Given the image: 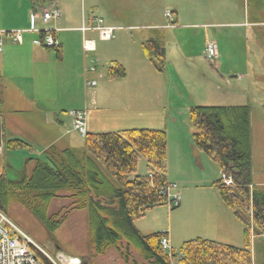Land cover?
Here are the masks:
<instances>
[{
	"label": "crops",
	"instance_id": "obj_1",
	"mask_svg": "<svg viewBox=\"0 0 264 264\" xmlns=\"http://www.w3.org/2000/svg\"><path fill=\"white\" fill-rule=\"evenodd\" d=\"M25 2L26 6L20 8L21 12L15 16L17 17L15 23L0 24V53L5 48L3 58L0 59L5 71L4 74L0 72L4 109L1 116V137L3 133L8 137H17L18 132L24 127L28 128V121H20L24 110H31L33 114L39 116L41 124L44 125L43 130L38 131L39 135H35L43 142L44 148L51 144L78 151L84 148V137L72 128L66 129L70 123L68 110L86 109L87 132L136 128L163 129L166 132V150L173 149L174 155L172 158L166 155L165 176L167 181H174L178 186L183 185L181 201L178 208L169 213L161 205L148 209L144 218L134 221L136 228L142 234L156 231L166 233L172 249L173 246L180 247L184 241L196 237L238 247L235 244L240 239L241 230L237 223L241 221L232 214L212 186L220 168L204 152L196 149L192 142L193 127L188 112L191 107L197 105H191L190 101L186 104L177 102L176 96H172L174 92L172 87H168L172 84L168 85L167 80L160 76L165 69L159 72L152 66L142 52L141 43L159 38L165 46L166 61L169 60L167 56L170 54L171 58L177 56L179 59V55L182 56L179 49L184 45V36L178 32L179 27H184L187 31L197 30L196 33L201 37V52L205 41L210 40L216 44L218 61L213 67L217 68L212 69L217 71L219 68L220 71L230 72L231 78L242 79L246 77L243 65L253 75L251 47L247 46L246 55L238 58L242 62L238 66L233 62V65L225 62L223 55L225 59L228 56L235 60L237 57L235 50L242 46L244 39L249 41L250 46L253 43L259 46L257 39L264 35V14H258L256 11L258 8L253 6L251 12L243 14L235 13L231 9L229 12L223 10L222 13L219 9L217 11L213 4L214 9L210 8V0H25ZM159 3L165 5L164 10L162 7V16L157 14ZM53 5L60 8V18L47 24L37 19L34 25L39 29L55 28L54 36L59 42V54L54 48L33 43L34 39L40 37L39 32H25L20 43L14 42L6 33L12 29L28 28L33 15L38 18L41 9ZM97 11L101 15H96ZM166 11H170V18L165 15ZM93 16L102 17L107 24L118 29H121L123 24L127 28L135 29V32L134 34L113 32L109 40L100 39L93 30L82 32L81 25L91 21ZM26 33L28 36H25ZM86 38L94 40V51L84 52L82 43ZM226 40L230 43H224ZM97 48L100 51L99 56L102 57L101 60L98 59L99 62L104 60V63L108 64L106 72L111 64L117 62L125 68V74L114 78H108L106 75L107 82H115V86L117 84V92L106 97L105 102L108 104L104 103L106 105L98 107L92 98L91 107H88L84 95L86 88L84 79H97L91 72H86ZM175 51L178 53L175 54ZM187 60L184 58L181 61L190 66ZM233 92L242 95L246 90L239 89ZM27 96H32L31 101L29 98L26 99ZM239 104L250 106L248 97L246 96L245 102L231 105ZM251 116L250 109V126ZM40 153L41 150L34 156ZM186 168L190 171L183 174L182 170ZM194 169L199 172V181L193 176ZM179 170L180 174L177 173ZM254 184L264 185V182ZM202 188L204 190H200ZM206 188L214 190H205ZM209 195L215 196L212 203L207 201ZM164 212L168 216L166 222L161 219Z\"/></svg>",
	"mask_w": 264,
	"mask_h": 264
},
{
	"label": "trees",
	"instance_id": "obj_2",
	"mask_svg": "<svg viewBox=\"0 0 264 264\" xmlns=\"http://www.w3.org/2000/svg\"><path fill=\"white\" fill-rule=\"evenodd\" d=\"M53 48L59 54L58 46ZM141 49L152 66L163 71L162 40H145ZM124 74L125 68L117 62L106 72L108 78ZM2 85L0 74V117L4 113ZM189 119L194 147L233 180V185H225L219 179L212 186L242 222L243 247L196 237L184 241L177 253L171 248L169 254L160 243L164 232L142 234L136 228L134 221L148 209L166 204L159 191L168 182L163 129L87 132L83 152L51 144L40 155L25 158V169L18 179L8 178L2 164L0 211L6 214L13 204L21 205L49 235L66 221L71 211H83L87 264H95V256L109 249L118 253L123 264H250L251 235L264 234V185L252 182L250 106H193ZM28 145L24 139L2 134L3 155ZM140 156L149 167L144 175L136 173ZM55 199L61 203L51 212ZM37 257L41 264H51L38 251Z\"/></svg>",
	"mask_w": 264,
	"mask_h": 264
},
{
	"label": "rangeland",
	"instance_id": "obj_3",
	"mask_svg": "<svg viewBox=\"0 0 264 264\" xmlns=\"http://www.w3.org/2000/svg\"><path fill=\"white\" fill-rule=\"evenodd\" d=\"M212 4L217 11L219 9L222 11V13L223 10L229 12L231 9L235 13L243 14L247 13V11L251 12L253 6L254 8H258L256 10L258 14H264V0H210V8L213 7ZM25 6V0H0V24L11 25L15 23L17 21V17L15 16L21 12L20 8ZM162 7L164 10V4L159 3L157 6V14L159 16H162ZM95 14L101 15L98 11ZM195 31L197 32V30ZM134 32L135 29L127 28L123 24L121 29L114 31V33L122 34H134ZM178 32H181V34L184 36V45L179 49V54L182 56L179 55V59H177V56L171 58V54L170 56H167L169 60H164L165 72H162V75H160L161 78L167 80L168 85L172 84L168 87H172V92L174 91L172 96H176V100L179 103L184 102L186 104L188 101H190L191 105L220 106L245 102L246 96L248 97L250 109L252 111V181L254 183L264 182V35L261 37L259 36L257 39L259 46L254 43L252 46H250L249 41L244 39L242 46L235 50V54L237 55L235 60L228 56L227 59H225L223 55V60L225 62L238 66L242 63L238 58L241 55L243 56V54L246 55V48L248 49V47H251L253 54L251 55L250 61L251 64H253V75H251L252 73L250 74L243 65L242 69L246 72V77L240 79L231 78L230 72L228 73L227 71H220L219 68L217 71L212 69L217 67H213V65H211L204 58L203 51L201 52L200 48L201 37L198 33L194 31H187V29L184 27H179ZM27 34L28 33H26L25 36H28ZM253 39H255V37ZM224 43L229 44L230 42L226 40ZM2 48H4V45ZM4 52L5 48L3 52L0 53V59L3 58ZM99 53V48H97L96 52L94 53V58H91L92 60H95V62H93L95 64V71H92L91 74L96 76L97 79L95 80L96 85L93 88H85L84 95L88 107H91L90 101L92 98L97 103L98 107H100V105H106L104 104L107 103L105 102L106 97L112 96L117 92V84L115 86V82H107L108 78L106 77V68L108 64H106V62L104 63V60L99 62V60L102 58L99 56ZM177 53L178 52L175 51V54ZM184 58L186 60L188 59L186 62L190 66H186L185 62L181 61ZM217 61L218 53L216 62ZM205 66L208 68H205ZM0 72L3 74L5 73L1 64ZM239 89L246 90V93L238 95L237 93L233 92V90ZM28 98L30 100L32 99V96H27L26 99ZM24 120L29 122L28 128L24 127L21 132H18L19 134H17V137H22L24 140L29 142V145L20 149L7 151L5 153L6 156L2 154V151H0V170H2V167L5 166V173L10 179H18L23 175L25 169V157L37 155L39 151L44 148L43 142H41L40 139L36 138L35 136L39 135L38 131H42L44 127V125H42L40 122L39 116L33 114L31 110H24L20 121L25 122ZM69 128L70 123L66 126V129ZM79 151L83 152L85 151V148ZM172 151L173 149L166 150V155L171 158L174 157V155H172ZM3 156L4 159L2 160ZM2 164L3 166H1ZM148 171L149 167L145 158L140 156L138 158L136 173L146 174ZM186 171L190 170L187 168L183 169L182 173L185 174ZM180 172V170L179 172L177 171L178 174H180ZM105 173L111 180H113V178L106 171ZM192 173L196 178V181H199V172L194 169ZM216 177V180L220 179V170L218 176ZM176 185L177 191L180 193L181 201L183 185L179 184L178 186L177 183ZM200 190H204V188ZM205 190L214 189L206 188ZM214 197V195L213 197L212 195H209L207 201L212 203ZM60 203V199L53 200L50 211L52 212L57 209ZM161 207L167 210L168 213L178 208L169 207L167 204H162ZM5 215L19 228V230H21V232H23L27 237L43 248L52 257H54L56 252L61 251L68 256H81L85 260H87V258L89 259L87 252L85 217L83 211H71L66 221L62 223L56 230H54L51 235H49L44 227H42V225L38 222V220L21 205L13 204L10 207L8 213ZM161 219L164 222L168 220L166 212H164V215L161 216ZM237 224L241 230V235L239 241L235 245H238V247H243V224L241 225V222H238ZM173 248L175 253H177L179 246H173ZM249 250L252 254L253 264H264V234L251 235ZM94 260L95 264H123L118 253L114 249H109L102 255H96Z\"/></svg>",
	"mask_w": 264,
	"mask_h": 264
},
{
	"label": "built area",
	"instance_id": "obj_4",
	"mask_svg": "<svg viewBox=\"0 0 264 264\" xmlns=\"http://www.w3.org/2000/svg\"><path fill=\"white\" fill-rule=\"evenodd\" d=\"M165 15L170 18V11H166ZM61 16V10L56 6H50L42 9L38 18L33 15L31 17L30 26L28 28H21L8 31L13 41L21 42L23 33L25 32H39L42 33L39 38L33 40V43L41 46L56 47L58 40L54 36L55 28L45 27L42 29L35 27V21L39 19L43 24L51 21H56ZM117 27L107 24L103 18L93 16L90 22H85L81 25L82 32L93 30L97 33L98 37L102 40H109L113 36L114 30ZM82 47L84 52H91L95 49V44L92 39L86 38L83 40ZM1 50V40H0ZM204 58L214 65L217 59V47L213 41H205L203 48ZM90 65L87 71H95V60H90ZM95 80L84 79V86L94 87ZM70 117V128L76 130L81 136L86 134V110H69L67 112ZM1 151V147H0ZM220 180L225 185H233V180L225 171L220 169ZM160 194L163 196L165 203L169 207H176L180 203V193L177 191L175 182H167L159 188ZM161 246L169 254H171V247L166 235L162 236L160 240ZM37 251L41 253L51 264H86L82 259L77 256H68L63 252L58 251L52 257L43 248L37 245L33 240L27 237L19 228L13 224L8 217L0 211V264H41L37 257ZM175 264V263H174Z\"/></svg>",
	"mask_w": 264,
	"mask_h": 264
},
{
	"label": "water",
	"instance_id": "obj_5",
	"mask_svg": "<svg viewBox=\"0 0 264 264\" xmlns=\"http://www.w3.org/2000/svg\"><path fill=\"white\" fill-rule=\"evenodd\" d=\"M1 117H0V145H1V143H2V140H1ZM83 262L85 263L86 262V260H83Z\"/></svg>",
	"mask_w": 264,
	"mask_h": 264
}]
</instances>
